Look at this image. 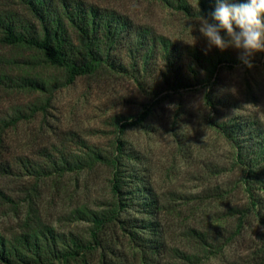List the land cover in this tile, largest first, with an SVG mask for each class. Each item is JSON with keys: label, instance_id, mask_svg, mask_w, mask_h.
<instances>
[{"label": "rangeland", "instance_id": "1", "mask_svg": "<svg viewBox=\"0 0 264 264\" xmlns=\"http://www.w3.org/2000/svg\"><path fill=\"white\" fill-rule=\"evenodd\" d=\"M82 1L120 12L135 26L168 38L180 52L183 72L193 64L204 82L193 81V87L166 91L157 79L162 61L156 60L154 65L151 61L146 73L134 71L132 66L139 59L130 56L124 41L115 58H125L126 69L79 78L70 85H66L63 71L49 67L39 53L21 48L0 50V75L14 80L13 85L7 81L9 85L0 86V120H21L0 134V235L12 238L27 226L43 224L61 233L88 236L91 224L84 219V212L108 210L114 200L109 170L101 167L38 179L24 164L41 162L56 153L55 146L74 155L84 150V144L106 149L119 138L127 149L139 154L133 165L139 177L135 184L140 201L148 203L151 188L163 207L159 215L152 216L147 211L134 212V206L130 211L124 209L120 219L156 220L165 246L163 250L160 247L159 255L155 245L135 242L118 226L111 227L104 234L108 264H169L177 248L193 255V264L264 261V226L249 212L250 193L244 185L248 178L236 164L233 144L215 125L237 115L254 118L264 126V52L256 53L251 58L253 67L248 68L237 49L206 51L198 18L156 0ZM0 10L29 18L17 0H0ZM192 48L201 57L226 58L213 79H207L202 66L193 63ZM38 82H44V90L36 88ZM207 97L215 105H210ZM147 108L150 114L143 126L119 133L121 124ZM29 190L32 196L27 195ZM254 191L264 204L261 186L255 185ZM232 209H238V214ZM240 212H247L244 226L235 241L220 251L189 235L196 229L212 237L225 220L232 229L242 222ZM144 232L146 240H156L151 232ZM142 246L145 250H140ZM102 253L100 249L92 251L70 264H101Z\"/></svg>", "mask_w": 264, "mask_h": 264}, {"label": "trees", "instance_id": "2", "mask_svg": "<svg viewBox=\"0 0 264 264\" xmlns=\"http://www.w3.org/2000/svg\"><path fill=\"white\" fill-rule=\"evenodd\" d=\"M17 1L26 10L29 18L12 11L0 10V50L21 48L28 52L39 53L45 64L63 71L66 85L73 84L79 78L95 76L102 72L119 73L126 69L125 58H115L118 45L122 41L129 54L131 50L130 56L139 59L135 62V67L132 66L135 68L134 71L146 73L152 62L154 65L156 60L162 61V68L158 70L157 79L161 80L166 91H179L193 87V81L204 82V79L197 76L199 68L194 67L193 64L187 65V72H183L184 66L179 63V59L182 60L180 52L168 38L146 28L135 26L120 12L88 4L82 0ZM156 1L192 18L204 16L210 19L209 14L216 7V0ZM231 2L242 3L246 0H231ZM189 53L194 58L193 63H199L202 66L207 79H213L218 68L226 61V58L222 56L201 57L196 48L190 49ZM7 81L13 85L12 78L1 74L0 86L9 85ZM206 81L209 85L210 80ZM38 83L36 88L44 90V82ZM19 84H22L21 80ZM207 101L210 105H215L212 98L207 97ZM149 114L150 109L147 108L135 119L131 118L130 121L121 124L118 128L119 133H123L128 127L143 126ZM20 121L0 120V134L5 133L10 127L17 126ZM215 125L235 148L236 164L242 167L248 178L244 185L250 193L249 212H252L264 226V204L257 199L254 191L255 185H260L264 190V126L258 124L254 118L237 115L227 117ZM83 146L84 150L74 155L73 153L68 155L57 146H52L56 153H50L41 162L32 165L26 163L24 169H27L33 177L41 179L59 178L70 173L91 172L104 167L110 172V191L114 199L109 209L84 212V219L91 224L88 236L61 233L43 224H37L34 228L27 226L26 231L12 238L0 235L1 264H53L55 261L70 264L99 249L103 251L101 264H108L104 253L106 243L104 234L111 227L115 229L117 226L133 241L151 243L155 245L154 250L159 255L162 254L160 247L163 250L165 243L160 242L163 232L156 220L120 219L124 209L130 211L134 206H137L134 212L140 214L147 211L152 216L159 215L163 208L157 194L151 188L147 193L148 203L140 201V190L135 184L139 177L133 165V162L139 160V154L136 150L127 149L125 142L119 138L106 149L85 144ZM27 195H33L31 190ZM2 196L5 197L4 194ZM232 211L238 214V209L236 211L232 209ZM240 213L242 222L233 226L232 229L225 220L217 228V232H213L212 237H209V232L196 229H191L189 235L196 236L205 246L214 247L220 251L235 241L244 226V217L247 212ZM224 218L226 219L222 217V220ZM144 230L151 232V236L155 235L156 240L154 238L146 240L142 236L145 235ZM218 239L221 241L217 242ZM140 248L145 250L143 246ZM175 252V257L169 264H193L196 261L193 255L178 248ZM254 264H264V261Z\"/></svg>", "mask_w": 264, "mask_h": 264}, {"label": "clouds", "instance_id": "3", "mask_svg": "<svg viewBox=\"0 0 264 264\" xmlns=\"http://www.w3.org/2000/svg\"><path fill=\"white\" fill-rule=\"evenodd\" d=\"M209 15L210 19L199 16L197 20L206 51L237 49L242 63L252 68L251 58L264 52V0L242 3L216 0V7Z\"/></svg>", "mask_w": 264, "mask_h": 264}]
</instances>
